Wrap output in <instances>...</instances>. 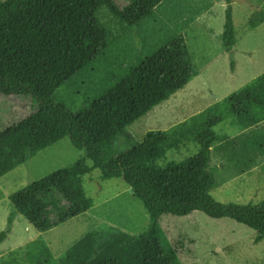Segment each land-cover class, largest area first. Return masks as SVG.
<instances>
[{
	"label": "trees",
	"instance_id": "obj_1",
	"mask_svg": "<svg viewBox=\"0 0 264 264\" xmlns=\"http://www.w3.org/2000/svg\"><path fill=\"white\" fill-rule=\"evenodd\" d=\"M163 1L0 0V100L15 97L24 103L21 113L11 116L0 131V176L66 136L86 151L73 163L10 194L0 244L12 231L17 214L45 231L92 208L95 200L86 191L84 177L96 168L104 180L123 177L150 215L148 227L139 233L117 230L100 241L99 231H88L59 263L39 237L11 250L0 264H182L159 223L163 213L183 216L200 210L214 218L230 217L258 230L256 242L264 238V200L224 203L211 193L217 183L214 146L239 173L257 166L264 156V72L170 129L149 130L139 144L119 155L114 143L126 128L197 75L183 32L168 34L114 81L85 95L76 109L57 96L110 49V31L99 14L104 7L136 27L153 17ZM263 21L264 10L250 19L253 27ZM222 41L232 55L236 30L231 5ZM235 66L231 57L233 70ZM229 117L240 133L231 136L215 130ZM189 143L197 144L196 154L160 164L170 149Z\"/></svg>",
	"mask_w": 264,
	"mask_h": 264
},
{
	"label": "rangeland",
	"instance_id": "obj_2",
	"mask_svg": "<svg viewBox=\"0 0 264 264\" xmlns=\"http://www.w3.org/2000/svg\"><path fill=\"white\" fill-rule=\"evenodd\" d=\"M229 5L236 30L232 55L222 41ZM259 10H264V0H231L230 4L226 0H164L153 17L130 27L106 6L99 14L110 31V49L90 69L67 82L57 96L76 109L83 103L85 95L92 96L108 81H114L134 65L139 56H146L161 44L168 34L183 32L198 73L183 89L126 128V133L114 143L117 155L122 154L139 144L149 130L170 129L264 72V21L257 27L250 22ZM231 57L237 60L234 70ZM7 98V102L0 100V131L9 125L11 116L21 113V106H24L18 98ZM215 130L231 136L241 132L233 117L217 125ZM198 150L195 143L170 149L160 164L184 160ZM85 153L66 136L0 176V230L7 226L10 194L73 163ZM212 157L217 183L211 193L215 199L240 204H257L264 200V156L257 166L244 173L228 164L215 146ZM88 161L92 164L90 159ZM101 173L96 168L84 177L86 191L95 200L93 207L64 223L41 231L24 215L17 214L12 231L0 244V258L41 237L59 263L67 249L92 229L99 231L100 241L117 230L130 233L145 230L150 215L143 201L123 177L104 180ZM159 223L182 264H264V238L256 242L258 230L233 218H214L195 210L183 216L163 213Z\"/></svg>",
	"mask_w": 264,
	"mask_h": 264
},
{
	"label": "crops",
	"instance_id": "obj_3",
	"mask_svg": "<svg viewBox=\"0 0 264 264\" xmlns=\"http://www.w3.org/2000/svg\"><path fill=\"white\" fill-rule=\"evenodd\" d=\"M236 63H237V60H236ZM236 67V66H235ZM217 102V101H216ZM215 103V102H214Z\"/></svg>",
	"mask_w": 264,
	"mask_h": 264
}]
</instances>
